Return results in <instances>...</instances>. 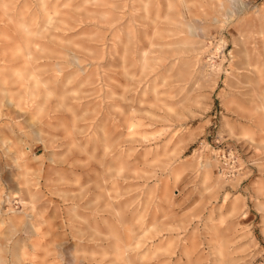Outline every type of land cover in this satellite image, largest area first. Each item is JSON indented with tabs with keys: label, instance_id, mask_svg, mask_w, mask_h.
Masks as SVG:
<instances>
[{
	"label": "rangeland",
	"instance_id": "obj_1",
	"mask_svg": "<svg viewBox=\"0 0 264 264\" xmlns=\"http://www.w3.org/2000/svg\"><path fill=\"white\" fill-rule=\"evenodd\" d=\"M0 63V264H264V0H0Z\"/></svg>",
	"mask_w": 264,
	"mask_h": 264
},
{
	"label": "bare ground",
	"instance_id": "obj_2",
	"mask_svg": "<svg viewBox=\"0 0 264 264\" xmlns=\"http://www.w3.org/2000/svg\"><path fill=\"white\" fill-rule=\"evenodd\" d=\"M165 9H166V8H165ZM137 16H138V15H137ZM140 18H141V17H140ZM41 27H42V26H41ZM151 28H152V27H151ZM167 30H168V29H167ZM171 30H172V29H171ZM147 31H148V30H147ZM147 31H146V32H147ZM177 41H178V40H177ZM172 42H173V41H172ZM142 44H143V43H142ZM31 55H32V54H31ZM33 56L35 57V55H33ZM36 57H37V56H36ZM35 59H37V58H35ZM24 61H25V60H24ZM78 61H80V59H79ZM10 62H11V61H10ZM17 62H18V61H17ZM22 62H23V60H22ZM30 62H31V61H30ZM81 62H82V61H81ZM15 63H16V61H15ZM70 63H71V62H70ZM75 63H76V62H75ZM5 64H7V62H6ZM9 64H12V63H9ZM23 64H24V63H23ZM0 65H1V63H0ZM7 65H8V64H7ZM12 65H13V64H12ZM19 65H20V63H19ZM19 65H17V67H18ZM9 66H11V65H9ZM15 67H16V65H15ZM5 68L8 69V67H5ZM11 68H13V66H12ZM16 69H17V68H16ZM60 69H63V67L60 68ZM0 70H1V69H0ZM13 70H14V69H13ZM13 70H12V71H13ZM1 71H2V70H1ZM1 71H0V72H1ZM61 71H62V70H61ZM61 71H60V72H61ZM14 72H15V71H14ZM72 72H73V70H72ZM72 72H71V73H72ZM64 73H65V72H64ZM2 74H3V73H2ZM5 74H7V73H5ZM11 74H12V72H11ZM11 74H10V76H11ZM15 74H16V72H15ZM15 74H14V75H15ZM8 75H9V74H8ZM11 77H13V76H11ZM86 77H87V76H86ZM13 78H14V77H13ZM40 78H41V77H40ZM59 79H60V78H59ZM41 80H42V79H41ZM45 80H46V79H45ZM7 85H8V84H7ZM260 91H261V90H260ZM262 93H263V92H262ZM263 100H264V99H263ZM34 102H35V101H34ZM31 104H32V103H31ZM51 106H52V105H51ZM262 106H263V108H264V103H263ZM44 112H45V111H44ZM26 113H27V112H26ZM39 122H40V121H39ZM11 129H12V128H11ZM12 130H13V129H12ZM7 136H8V135H7ZM11 136H13V135H11ZM8 137H9V136H8ZM9 139H10V138H9ZM67 228H69V227H67ZM21 257H22V256H21Z\"/></svg>",
	"mask_w": 264,
	"mask_h": 264
}]
</instances>
